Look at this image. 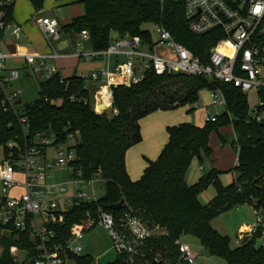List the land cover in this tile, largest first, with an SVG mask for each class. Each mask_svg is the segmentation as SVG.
<instances>
[{"label": "trees", "instance_id": "trees-1", "mask_svg": "<svg viewBox=\"0 0 264 264\" xmlns=\"http://www.w3.org/2000/svg\"><path fill=\"white\" fill-rule=\"evenodd\" d=\"M56 2L64 0H54ZM34 12L43 10V0H28ZM84 13L61 27L63 34H78L86 31L93 51H105L112 36L139 37L150 41L151 31L145 26L162 24L173 39L190 50L194 56L203 58L210 46L218 39L217 33L194 36L188 33L180 0H79ZM14 8V7H13ZM13 9L9 10V20ZM54 76L38 83V99L24 105L22 117L30 126V132L51 130L57 143L65 142L74 135L76 143L75 167L82 178L89 180L99 176L104 183V195L94 203H82L73 208L58 230L60 238H67L72 224L84 218L86 211L101 209L114 217L131 213L149 226H158L165 235L149 239L141 256L134 264H153L154 261H170L176 264L179 257L175 241L183 234L195 237L210 257L226 264H264V245L258 239L245 240L231 248L229 238L221 236L211 227L219 214L251 199L264 208L262 178L264 176V125L247 124L248 101L244 93L232 87L223 89L227 112L215 123L195 126L181 123L166 128L168 140L158 157L148 161L140 179L133 181L125 165L127 151L142 141L140 121L155 111H168L188 107L194 110L198 92L207 87L201 79L180 75L156 76L147 72L136 86H117L112 89V108L116 115L94 113L92 97L77 75L59 82ZM180 93V91H182ZM76 95L82 101H70ZM1 99V95H0ZM231 125L234 139L231 148H238V164L231 171L235 180L222 186L219 171L211 170L192 185H187L185 175L194 157L200 151L207 155L209 135L221 126ZM20 128L11 113H5L0 105V146L20 138ZM221 142L224 138L219 135ZM215 189V196L201 204L198 196L208 187ZM124 204L113 208L120 201ZM22 243L11 237L0 240L2 253L0 264H10V250L26 247L29 243L25 233ZM125 256H116L112 263L126 264Z\"/></svg>", "mask_w": 264, "mask_h": 264}, {"label": "built area", "instance_id": "built-area-1", "mask_svg": "<svg viewBox=\"0 0 264 264\" xmlns=\"http://www.w3.org/2000/svg\"><path fill=\"white\" fill-rule=\"evenodd\" d=\"M16 1L0 0V45L5 34L15 40L22 39V27L8 18ZM160 1L163 3L165 0ZM180 1L188 33L194 36L217 33L218 39L202 59L176 42L162 24L152 26L150 41L114 36L107 50L87 53L81 50L80 44L75 45L74 56L79 61L89 60L102 65L99 71L77 74L91 94L94 113L109 111L116 115L117 111L112 108V89L136 86L147 72H153L156 76L180 75L201 79L210 88V105L204 109V123H215L225 113L231 119L223 92L228 86L247 97L248 112L244 122L264 125V0ZM35 24L46 41H60L62 31L56 19L41 17L35 20ZM79 36L82 41L89 42L86 31ZM161 48L166 52L157 54L156 50ZM62 57L54 49L48 53L22 52L10 56L0 51L1 109L14 115L20 128V138L2 147L0 240L11 237L22 243L23 235L20 234L27 236V248L10 250V264H100L98 260L82 254L80 241L84 233L101 225L111 239L116 256H125L126 264H134L145 243L153 237L165 235V232L158 226L145 224L131 213L114 217L101 209L96 212L89 210L83 219L72 224L67 238H60L58 233L73 208L99 199L93 189L100 177L97 175L86 180L76 170L74 135H69L63 143H57L56 134L49 129L30 132L29 123L17 110L22 104L16 105L21 100V90L13 88L12 84L22 77L33 76L40 82L59 76L62 84L64 77L55 64ZM12 59L19 63L18 68L6 66V61ZM87 81L93 84V90L90 91ZM103 92L107 102L101 100ZM249 94L256 98L253 106L249 103ZM75 100L86 103L76 95L70 97L71 102ZM197 106L195 104L194 107ZM209 107H223L224 111L211 114ZM234 153L233 167L238 164V148ZM53 155L56 157L50 160ZM58 173H65V177L62 174L58 177ZM233 176L235 180V173ZM262 185L264 187V176ZM70 186L74 188L72 195L68 192ZM85 188L91 189V195L83 191ZM249 205L253 210L254 223L238 230L236 246L255 238L264 245V208L252 199ZM175 245L180 256L178 264L195 263L198 257L189 245L179 240ZM1 253L0 247V256Z\"/></svg>", "mask_w": 264, "mask_h": 264}, {"label": "rangeland", "instance_id": "rangeland-1", "mask_svg": "<svg viewBox=\"0 0 264 264\" xmlns=\"http://www.w3.org/2000/svg\"><path fill=\"white\" fill-rule=\"evenodd\" d=\"M72 6H56V5H49L46 6L40 12L30 13V21L25 22V26L30 29L32 35H34L35 39H44L42 33L38 29L35 24V20L41 17H48L56 19L60 25H63L68 19L72 18L74 15L73 13L81 11V8L76 5V7L71 8ZM144 29L153 31L154 28L150 25L144 27ZM117 36L113 35L112 37ZM77 42L76 44L80 43L81 50L86 52L89 50L90 45L89 42H84L78 37H74ZM73 38V39H74ZM45 40V39H44ZM46 41V40H45ZM51 48H53L58 54L63 55L65 52L61 50L64 47L65 41L64 37H60V41L53 42L51 40L46 41ZM63 44V46H62ZM75 44V45H76ZM24 47L26 48L25 51H30L29 43L27 39L22 38L20 40H15L12 37L5 34L3 40L0 45V51L4 55H8L7 52L10 49H14V47ZM13 47V48H12ZM28 48V49H27ZM91 49V48H90ZM51 51V50H50ZM164 53L166 52L165 49L161 48L156 50V53ZM12 54V52H10ZM78 61V59H77ZM6 66L8 68H18L19 63L17 61L7 60ZM80 70L85 71L88 68L93 69H100L101 64L100 62H92V61H81L80 62ZM39 79L36 77H27V78H20L17 82L12 84L13 88H18L21 90V102L22 104L17 107L19 112H22L24 105H30L38 99V83ZM88 88L93 90V84L90 82H86ZM183 92L180 91V93ZM209 87H204L198 92L197 97V107L194 108L193 111L188 112V107L183 108H176L173 110L168 111H155L152 114L144 117L141 120V135L146 132V124L149 121H153L155 123H160V125L164 126V132H166V128L170 126H174L181 123H189L191 125H204L202 121L203 111L206 107L210 105L209 99ZM92 93V92H91ZM249 103L253 106L256 103V98L253 94H249ZM208 109V108H207ZM209 111L211 114H214L216 111H224L223 107H209ZM108 116H110V112H106ZM167 134V132H166ZM219 135H221L225 142H221ZM234 136L232 133L231 125L221 126L217 129V132L212 130L209 135V148L211 153L207 155L203 150L200 151V158L194 157L188 170L185 175V181L188 185H192V183H196L200 177L204 174L214 170L219 171L218 179L222 186H227L232 179V172L229 170L234 166V151H231V142L233 141ZM228 150L231 151V160H227L229 156ZM56 155L50 157V160H53ZM3 158V151L2 147L0 146V160ZM230 162L229 169H226L225 166L228 165ZM202 168V170H201ZM221 170V171H220ZM225 170V171H223ZM229 170V171H228ZM65 177V173H58V177L60 175ZM60 181L59 178H56ZM98 182L94 184L93 192L96 194V198H100L104 195V183L102 180L98 178ZM69 188V187H67ZM83 191L89 195H91V189L85 188ZM69 195H72L74 192V188L70 186L68 189ZM216 192L213 187H208L206 190L201 192L198 196V200L201 204L208 203L211 199L214 198ZM0 195H1V187H0ZM250 205L243 203L238 205L226 212L219 214L217 217L213 219L211 222V227L218 232L221 236H226L229 238L230 247H236V241L238 239V228L240 225H252L254 223V217L250 210ZM179 241L183 244L189 245L192 253H194L198 258L195 260L194 264H226L224 261L210 257L208 253L204 250V248L200 245L198 240L193 237L192 235L183 234L179 237ZM82 247V254L88 255L89 257L98 260L100 264H107L112 263L116 259V253L113 250L111 239L107 231L101 226L97 225L93 229L89 230L88 232L84 233L82 240L80 241ZM259 244V241H257ZM180 261V256L176 260V264ZM170 261H165L163 264H170Z\"/></svg>", "mask_w": 264, "mask_h": 264}, {"label": "crops", "instance_id": "crops-1", "mask_svg": "<svg viewBox=\"0 0 264 264\" xmlns=\"http://www.w3.org/2000/svg\"><path fill=\"white\" fill-rule=\"evenodd\" d=\"M49 5L72 6L71 8H74V7H76V5H78V7H80V8L82 7L81 11L79 10L78 12L73 13L74 16L72 18L68 19V21L65 22L63 25H60L61 27L69 24L73 18L81 16L84 13L83 6L81 4H79V0H64V1H60V2H56L54 0H43V9H45V7L49 6ZM30 13H34V10L31 6V4L28 2V0H17L16 1L14 8H13V14H12L13 21L22 27V30H23L22 38L27 39V41L29 43V49L32 52L25 51L26 48H24V47H16L15 46L14 49L8 50V52H7L8 55H6V56H10L14 53H22V52L48 53V52H50L51 49H53L49 46V44L43 38L42 39L41 38L35 39L34 38L35 36L32 35V33L30 32V29H28L25 26V22L30 21V19H29ZM62 36L64 37V41L66 44H64V47L61 48V50L64 51L65 53L62 55L63 57L60 58L55 63L57 68H58V72L62 77L68 78L72 75H77L80 73L88 74L92 71H99L100 69H102V65H101L100 69L88 68L85 71L80 70L79 67H80L81 61H79V60L77 61V58L74 56V50H75V44H76L75 42H77L74 37L80 38V36L78 34H63V33H62ZM78 44H80V43H78ZM88 44L90 45V43H88ZM62 46H63V44H62ZM90 48L91 47H89V50H87L85 53L91 51ZM10 52H12V54ZM202 115L204 116V111H203ZM202 121H203V117H202ZM140 125H141V123H140ZM197 126L201 127L203 125L200 124ZM167 140H168V136H167L166 132H164V126L162 127L160 125V123L157 124L153 121L147 122L146 132L142 136V141L140 143H138L137 145L131 147L127 151L126 156H125V165H126L127 173L129 175V177L131 178V180L136 181V180L140 179V177L142 176L143 171L147 165V162L148 161H154L157 159L159 153L161 152L163 147L166 145ZM232 150L233 149L231 148V151ZM231 151L228 150L229 156L227 157V160H231ZM233 155L234 154H232V157H233ZM229 164H230V162L228 163L227 166H225L226 169H229V167H231V166H229ZM213 169H215V168H213ZM231 169H229V170L231 171ZM201 170H202V168H201ZM223 171H225V170H223ZM233 181H234V176H233V172H232V179L230 180V183L228 185H230ZM249 208H250L252 215L254 217L253 210H252L251 206ZM248 226H250V225L242 224L239 226L238 230L247 228Z\"/></svg>", "mask_w": 264, "mask_h": 264}, {"label": "water", "instance_id": "water-1", "mask_svg": "<svg viewBox=\"0 0 264 264\" xmlns=\"http://www.w3.org/2000/svg\"><path fill=\"white\" fill-rule=\"evenodd\" d=\"M21 103V100H18L16 102V105H19ZM263 194H264V190H262ZM124 204V201H120L118 204L114 205L113 208H119ZM76 206H78V204H75ZM153 264H163L161 261H154Z\"/></svg>", "mask_w": 264, "mask_h": 264}, {"label": "bare ground", "instance_id": "bare-ground-1", "mask_svg": "<svg viewBox=\"0 0 264 264\" xmlns=\"http://www.w3.org/2000/svg\"><path fill=\"white\" fill-rule=\"evenodd\" d=\"M101 100L104 101V102H107V101H106L105 92L102 93Z\"/></svg>", "mask_w": 264, "mask_h": 264}]
</instances>
